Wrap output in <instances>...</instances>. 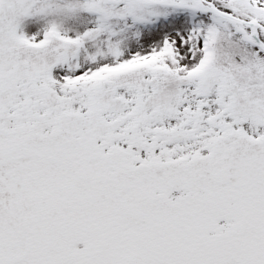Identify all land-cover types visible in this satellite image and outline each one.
Segmentation results:
<instances>
[{
    "label": "snow or ice",
    "instance_id": "snow-or-ice-1",
    "mask_svg": "<svg viewBox=\"0 0 264 264\" xmlns=\"http://www.w3.org/2000/svg\"><path fill=\"white\" fill-rule=\"evenodd\" d=\"M0 264H264V0H0Z\"/></svg>",
    "mask_w": 264,
    "mask_h": 264
}]
</instances>
